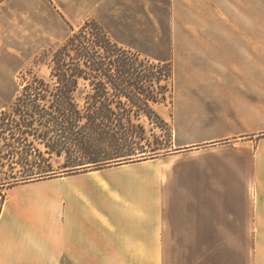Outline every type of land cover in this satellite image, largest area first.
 I'll list each match as a JSON object with an SVG mask.
<instances>
[{
    "label": "crops",
    "instance_id": "crops-1",
    "mask_svg": "<svg viewBox=\"0 0 264 264\" xmlns=\"http://www.w3.org/2000/svg\"><path fill=\"white\" fill-rule=\"evenodd\" d=\"M238 3L0 0V117L32 105L37 91L17 79L37 50L86 22L138 32L140 51L173 68L171 102L151 105L169 128L165 148L163 129L136 116L138 106L114 104L131 114L115 117L107 132L79 136L82 121L76 138L134 160L0 184V264H177L180 239L188 241V264H264V23L259 6ZM13 122L20 159L9 166L26 176L40 163L28 145L45 156L47 148L22 114ZM175 193H186L182 207Z\"/></svg>",
    "mask_w": 264,
    "mask_h": 264
},
{
    "label": "trees",
    "instance_id": "trees-1",
    "mask_svg": "<svg viewBox=\"0 0 264 264\" xmlns=\"http://www.w3.org/2000/svg\"><path fill=\"white\" fill-rule=\"evenodd\" d=\"M87 25L90 26L93 23L89 22ZM94 26L99 34L93 45L76 43L79 34H73L63 47L55 53V56H61L62 61L56 62V67L50 76L57 77L58 80L70 81L67 86L57 88L56 91L45 90V93L42 91L43 88L26 87L35 89L37 92L31 101L35 114H31L30 119H24L29 120L27 125L30 129L29 134L34 135L37 140L40 139V143L47 148L48 156H45L34 142H31L28 146L30 150L35 149L37 160H40V163L36 161L34 165L37 166L38 171L24 176L19 181L28 182L57 178L90 170H99L120 164L123 161L134 160L133 158L116 160L114 155L107 151L103 152L102 149L96 148L91 150L79 145L75 131L78 123L85 121L88 125L79 128V136L86 128L98 132L104 129V132H107V128L115 117L129 115L132 112V110L123 107L118 108L119 111H115L112 108V103L98 106V103L89 102L84 105L83 110H80L74 97L75 93L80 90L81 80L88 81L92 87L100 86L104 91L111 88L114 91L124 93V90L131 91L133 89L135 92H139L137 94L144 93L143 99L146 103L138 106L139 108L134 112L135 115L145 114L150 119L153 117L161 119L151 105L160 103L159 94H162V97L166 95L162 91L166 90L167 86L162 85V83L164 79L172 77V65H169V69L164 75L165 78L155 71L153 72L154 76L146 74V72L151 74L150 71L141 72L142 70L136 66V63L145 64V62L139 59L141 57L139 53L120 46L100 26ZM72 52H75L77 58L72 59L73 62L66 63L64 57L70 58ZM76 60L79 61L78 65L75 64ZM159 64H166V62H159ZM158 68L157 66L153 69ZM94 81L98 82L95 83ZM95 91L98 90L95 89ZM47 93H50V97ZM96 100L98 101V99ZM42 105L48 108H41ZM123 105L125 103H117V107ZM38 115L40 117H37ZM40 126L47 130H37V127ZM51 133L55 135H51ZM80 150L83 153L79 154ZM64 154H66L65 161L56 165L54 158L60 159ZM117 154L119 155V153Z\"/></svg>",
    "mask_w": 264,
    "mask_h": 264
},
{
    "label": "rangeland",
    "instance_id": "rangeland-1",
    "mask_svg": "<svg viewBox=\"0 0 264 264\" xmlns=\"http://www.w3.org/2000/svg\"><path fill=\"white\" fill-rule=\"evenodd\" d=\"M239 6L243 7H250V6H259L260 7V22L264 23V0H260L258 3L256 1L252 0H239ZM93 23V25H87L89 22H86L83 24L81 27H77L75 29H72L68 31L66 35V39L62 40H53L51 45L48 47L38 49L36 52V55L31 59L28 65H26L25 69H23L19 74H18V79L17 82L20 86L23 87H33V88H43L42 91L49 90V91H56L57 88L65 87L70 81H62L58 80L57 77H51L47 76L48 73H51L54 68L56 67V62L58 60L62 61L61 56H55V53L63 47V45L68 41L69 37L72 36L73 34H79L78 39L76 40V43H86V44H91L93 45L98 38L99 32L96 30V27L94 25L100 26L108 35L109 37L114 41L120 44V46L125 47L128 50H131L133 52H137L141 55L139 57L140 60H143L145 64H140V62L136 63V66L140 68L142 71H150L151 74L147 73L150 76H154L153 72L159 73L162 77L166 74V71L169 69V65H172V62H166V64H159V62L162 61H157L155 59H152L149 57L147 54H144L143 52L140 51L139 45H140V40H139V33H128L126 36L124 33H118V32H110L108 31L103 24L98 23L96 21H90ZM153 36H156L153 34ZM161 37L163 36L162 34L160 35ZM145 43H148L149 45L153 44L151 46L150 50L153 53H159L161 51V48L156 47L155 44L157 41H154L153 39H146ZM155 55V54H154ZM77 58L75 52H72L71 57H64L66 59V63L68 62H73L72 59ZM63 59V61H64ZM79 61L76 60L75 64L78 65ZM145 65V66H144ZM143 66V67H142ZM159 67L158 69L154 70L153 68ZM22 73V75H21ZM165 78V77H164ZM163 78V79H164ZM97 83L98 81H94ZM81 85L79 86L80 90L75 93L76 99H78V102L83 103L85 105L87 102L95 104L98 103V106H102L105 103L109 104L112 103L113 105L119 102L125 103V104H131V105H136L140 106L141 104L146 103L144 101L143 95L144 93L137 94L139 92H135L133 89L130 90H124V93H120L118 91H114L113 89L109 88L108 91H104L102 87L96 86L92 87L88 81L81 80ZM162 85H166L167 89L163 90L162 92L165 93L164 97H162V94H159L160 98V103H170L171 102V92L173 88V81L172 77L171 78H166L164 79V82ZM100 88V89H99ZM97 89L98 91H95ZM50 97V93H47ZM127 96V97H126ZM130 97V98H129ZM98 99V101L96 100ZM94 100V101H93ZM152 103V102H151ZM24 106L27 105L28 103H23ZM33 107L32 105L25 106L21 108L22 112L18 110V115H16L13 112V109H10L6 113H4V116L0 117V121L2 125L4 126V131L5 133L3 134V130L0 129V143L1 145L4 146V153L7 155L9 152L10 155L8 156V159L6 160L5 163H7V166L5 168L0 167V184L3 183L4 181L8 182H14L18 178L22 179L24 178L23 176L25 175H16L13 174L12 169L10 168L9 165L11 166H16L15 164L17 161L20 159L18 154H13L14 148H17L16 146H20L18 143V136L14 135L15 137H12V134L17 133V128L13 120L19 119V115L22 114V119H24V116L26 119H30L31 114H35V109L31 108ZM29 114V116L27 115ZM135 114V113H134ZM160 118L161 116L156 113ZM42 116V115H41ZM37 117H40L38 115ZM42 118V117H41ZM150 119V118H149ZM156 124L157 126L161 127L163 129V139L160 140L161 148H165L167 146V141H168V135H169V128L165 126L164 121L162 122L161 119L157 118H152L150 119ZM36 125H38V122H36ZM37 130L40 131H46L47 129L44 128L43 126L37 127ZM30 131V130H29ZM52 131V129H51ZM51 135H55L52 134ZM8 146L7 148H5ZM65 156L66 154L63 155L62 158H54V162L57 165L58 163H63L65 161ZM29 159H33L32 156H29ZM0 157V161H1ZM27 176V175H26ZM175 202H177L180 207H182L186 203V193H175ZM187 240H177L175 243H177L176 247L179 248V254L175 256V263L177 264H188V256H187Z\"/></svg>",
    "mask_w": 264,
    "mask_h": 264
}]
</instances>
